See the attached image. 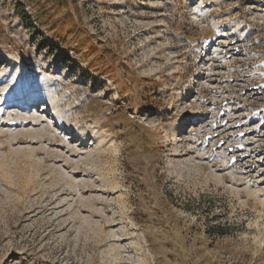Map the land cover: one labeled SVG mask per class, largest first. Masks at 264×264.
<instances>
[{
	"label": "rangeland",
	"instance_id": "rangeland-1",
	"mask_svg": "<svg viewBox=\"0 0 264 264\" xmlns=\"http://www.w3.org/2000/svg\"><path fill=\"white\" fill-rule=\"evenodd\" d=\"M0 264H264V0H0Z\"/></svg>",
	"mask_w": 264,
	"mask_h": 264
}]
</instances>
